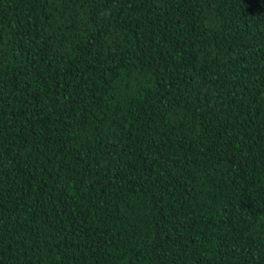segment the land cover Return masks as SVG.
<instances>
[{
    "label": "trees",
    "instance_id": "obj_1",
    "mask_svg": "<svg viewBox=\"0 0 264 264\" xmlns=\"http://www.w3.org/2000/svg\"><path fill=\"white\" fill-rule=\"evenodd\" d=\"M0 264H264V0H0Z\"/></svg>",
    "mask_w": 264,
    "mask_h": 264
}]
</instances>
